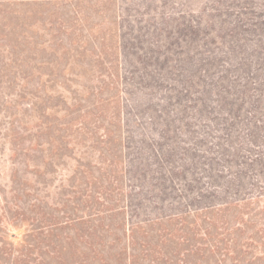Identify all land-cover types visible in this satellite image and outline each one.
Listing matches in <instances>:
<instances>
[{
    "label": "rangeland",
    "instance_id": "1",
    "mask_svg": "<svg viewBox=\"0 0 264 264\" xmlns=\"http://www.w3.org/2000/svg\"><path fill=\"white\" fill-rule=\"evenodd\" d=\"M0 264H264V0H0Z\"/></svg>",
    "mask_w": 264,
    "mask_h": 264
},
{
    "label": "trees",
    "instance_id": "2",
    "mask_svg": "<svg viewBox=\"0 0 264 264\" xmlns=\"http://www.w3.org/2000/svg\"><path fill=\"white\" fill-rule=\"evenodd\" d=\"M98 106H96L95 108H97ZM89 111H91V110H89ZM84 127L86 128V126L84 125ZM109 132V129L108 128H106V132H104V135L105 136H107V133ZM12 140L13 141H11L12 142V144H11V142H10V144L12 145L11 146V150H12V152H13V155L15 156L16 154H17V149H16V144H15V140H14V138H12ZM233 197H235V196H233ZM235 200H238L237 198H235ZM234 200V201H235Z\"/></svg>",
    "mask_w": 264,
    "mask_h": 264
}]
</instances>
